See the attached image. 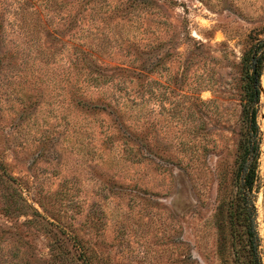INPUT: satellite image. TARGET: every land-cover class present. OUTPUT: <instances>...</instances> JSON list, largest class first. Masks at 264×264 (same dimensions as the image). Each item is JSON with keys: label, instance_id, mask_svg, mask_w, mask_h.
<instances>
[{"label": "rangeland", "instance_id": "rangeland-1", "mask_svg": "<svg viewBox=\"0 0 264 264\" xmlns=\"http://www.w3.org/2000/svg\"><path fill=\"white\" fill-rule=\"evenodd\" d=\"M259 43L264 0H0V264H247L234 172ZM259 81L264 264V59Z\"/></svg>", "mask_w": 264, "mask_h": 264}, {"label": "trees", "instance_id": "trees-1", "mask_svg": "<svg viewBox=\"0 0 264 264\" xmlns=\"http://www.w3.org/2000/svg\"><path fill=\"white\" fill-rule=\"evenodd\" d=\"M264 59V43L249 48L242 56V86L245 125L238 148L234 184L236 185V207L232 214L234 222L243 227L242 234L247 251V264H261L258 254L259 236L255 224V209L252 192L257 179L254 154L257 143L252 137L258 136L257 103L259 98L260 75ZM258 142V141H257ZM253 159L251 160V158ZM251 160V161H250Z\"/></svg>", "mask_w": 264, "mask_h": 264}, {"label": "water", "instance_id": "water-1", "mask_svg": "<svg viewBox=\"0 0 264 264\" xmlns=\"http://www.w3.org/2000/svg\"><path fill=\"white\" fill-rule=\"evenodd\" d=\"M260 89V88H259Z\"/></svg>", "mask_w": 264, "mask_h": 264}]
</instances>
